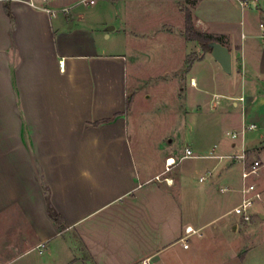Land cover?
Segmentation results:
<instances>
[{
	"label": "crops",
	"instance_id": "1",
	"mask_svg": "<svg viewBox=\"0 0 264 264\" xmlns=\"http://www.w3.org/2000/svg\"><path fill=\"white\" fill-rule=\"evenodd\" d=\"M133 1L0 0V264H264V190L241 178L264 154V17ZM247 183L263 207L243 224Z\"/></svg>",
	"mask_w": 264,
	"mask_h": 264
},
{
	"label": "built area",
	"instance_id": "2",
	"mask_svg": "<svg viewBox=\"0 0 264 264\" xmlns=\"http://www.w3.org/2000/svg\"><path fill=\"white\" fill-rule=\"evenodd\" d=\"M228 1V0H224ZM236 1L242 8H252L255 9L256 11L262 13V16L264 17V13L262 10V5H263V0H233ZM92 3V1H90ZM31 4V3H30ZM259 27L261 29V44L264 48V18H262ZM242 101V99H241ZM255 127L254 126H249L248 130H253ZM232 138H235L236 135H231ZM192 157V153L189 149H185L184 154L179 157L177 160L174 158H167L165 161V173L169 172L172 167H174L177 163L181 162L184 159ZM229 159L237 160L240 162L245 161L246 155L240 154L236 155L234 157H228ZM261 167V163L259 161H253L250 166L245 169L242 174L241 178L246 181L254 176H257L258 170ZM211 173H208L210 175ZM167 181V179H164ZM202 180V179H200ZM242 195L243 198L241 202L239 203L238 206H236L233 210L232 213L236 215L240 222L243 224H250L253 220V214L251 212V209L253 205L255 204L256 201L260 200L261 195L260 192L257 190V187L253 183H247L245 184L244 188L242 189ZM197 234V231H193L191 227H187L184 230V236L181 238V242L184 243V248H187L188 245V239L191 235ZM140 264H152L149 261H142Z\"/></svg>",
	"mask_w": 264,
	"mask_h": 264
},
{
	"label": "rangeland",
	"instance_id": "3",
	"mask_svg": "<svg viewBox=\"0 0 264 264\" xmlns=\"http://www.w3.org/2000/svg\"><path fill=\"white\" fill-rule=\"evenodd\" d=\"M151 4V2H148V1H146V0H138V1H136V0H134L133 2H130L129 3V5L130 6H137V7H142V8H144V7H146V6H148V5H150ZM170 5V4H169ZM171 5H173V4H171ZM142 18H145V21H144V23L145 22H149L150 23V21L151 22H153V19H154V17H153V14L151 15V14H149V15H143L142 16ZM178 18H176L175 20H177ZM153 87V86H152ZM154 88V87H153ZM154 97V96H153ZM167 97H168V102L170 101V99H171V95L168 93V95H167ZM152 100H156V99H152ZM152 103H154L153 101L150 103V104H152ZM155 104V103H154ZM149 107H151V105H149ZM148 112V110H146V113ZM263 146H261V149L264 151V143L262 144ZM259 158H260V160H259V162L261 163V167L259 168V170H258V178L257 179H253V181H252V179L250 178V180L249 181H251V182H254V183H256V184H259L260 185V187H261V189L262 190H264V154H261L260 156H259ZM192 162L193 161H191V160H186V161H184L183 163H182V165H181V168H183V167H188V165H190V164H192ZM177 170H172L168 175H173L175 172H176ZM256 176V177H257ZM261 199H263L264 200V196L261 198ZM256 203V206H255V209H262V207H263V201H256L255 202ZM232 205V202H229L228 203V206H231ZM254 209V210H255Z\"/></svg>",
	"mask_w": 264,
	"mask_h": 264
},
{
	"label": "trees",
	"instance_id": "4",
	"mask_svg": "<svg viewBox=\"0 0 264 264\" xmlns=\"http://www.w3.org/2000/svg\"><path fill=\"white\" fill-rule=\"evenodd\" d=\"M185 37L188 40H193L198 42V44L202 47L204 52H209L211 50L210 43L215 42L216 39L210 35L197 32L193 29V25L191 22V17L188 11H185Z\"/></svg>",
	"mask_w": 264,
	"mask_h": 264
},
{
	"label": "water",
	"instance_id": "5",
	"mask_svg": "<svg viewBox=\"0 0 264 264\" xmlns=\"http://www.w3.org/2000/svg\"><path fill=\"white\" fill-rule=\"evenodd\" d=\"M211 55L226 73L230 72V54L228 49L219 43L211 45Z\"/></svg>",
	"mask_w": 264,
	"mask_h": 264
}]
</instances>
